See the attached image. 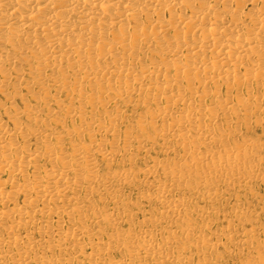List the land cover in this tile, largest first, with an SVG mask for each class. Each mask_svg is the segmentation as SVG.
Returning <instances> with one entry per match:
<instances>
[{
    "label": "bare ground",
    "instance_id": "1",
    "mask_svg": "<svg viewBox=\"0 0 264 264\" xmlns=\"http://www.w3.org/2000/svg\"><path fill=\"white\" fill-rule=\"evenodd\" d=\"M149 46L160 56L146 64ZM12 74L43 100L30 112L33 129L14 120L10 131L0 121V264H185L178 257L187 250L198 264H229L220 250L234 245L226 251L237 264H264L253 227L240 240L229 222L214 231L209 220L199 224L208 215L227 218L219 203L231 187L264 182L262 142L218 151L231 134L214 138L220 119L228 127L235 116L245 126L251 110L263 111L258 94L250 106L249 87L264 92V0H0L6 100ZM107 87L119 88L110 97L115 113L101 100ZM136 108L150 121H133ZM150 203L157 211L145 216ZM165 220L177 232L165 230L160 243L143 230ZM120 250L128 259L111 257Z\"/></svg>",
    "mask_w": 264,
    "mask_h": 264
},
{
    "label": "rangeland",
    "instance_id": "2",
    "mask_svg": "<svg viewBox=\"0 0 264 264\" xmlns=\"http://www.w3.org/2000/svg\"><path fill=\"white\" fill-rule=\"evenodd\" d=\"M244 3V2H242ZM250 9L251 7L249 5H245V13L249 14L250 13ZM177 13H179V10L177 11ZM168 18V15H166V19ZM243 21H246V18L242 19ZM142 22H144V18L141 20ZM184 31V30H183ZM186 31V30H185ZM131 32V30H130ZM173 31L170 32V36L172 37L173 35ZM109 39H111V37H109ZM151 48V52L152 54H154V56H151V54H149V52L147 53L148 55L146 56L145 59V63L148 64L149 61L152 58L155 59H159L160 56V48L156 47V46H149ZM145 48L144 46L140 47V50H143ZM247 67H251L250 63H247ZM241 72H244V70H242ZM25 79H27L26 77L24 78L23 82L21 83L19 81L18 76H16L15 74H12V80H11V89L7 92V100L5 99L4 94L0 93V121L2 122V124L4 126H6L8 128V130H12L13 129V122L14 120L17 122V124H20L23 128V130L28 131L29 129H33L35 128V125L32 121H30V117H33L30 112L32 110H35L37 107L35 106V98L39 99V101L43 100V93H41L37 87L33 88L32 90H28V87H26L25 83ZM132 80V79H130ZM130 80H126L123 79V83L124 84H130ZM71 83H74L71 80ZM116 86H118L117 84H115ZM132 87L134 89L137 90H141V84H136L131 83ZM86 86H88V84L86 83ZM255 84L251 83L250 85V92L252 94V98H251V103L250 106L255 105L258 102V99L256 98L258 95L262 96V102L260 103L262 110L263 111H259V112H255L254 110H251L249 117L246 119L245 118V126H241V125H237V121L235 116H232V119H230L231 121L229 122V126L227 127L226 125H224L225 120L220 119L219 123L222 125V128L218 129L217 131L214 132V138L218 139V140H222L223 137L221 136L222 133H230L231 137L236 134L235 139H232L231 137H228L226 139V141L222 144V146L218 147L217 150L220 151V149L226 148V149H235V147H237L238 145H241L243 143L244 140H255V141H260L262 142V144H264V92H260L257 93L255 90ZM49 87V86H47ZM127 85H124L122 88L126 89ZM51 88V87H50ZM49 90L51 94V96H57L56 93L54 92L55 90L53 88H51ZM119 89V88H116ZM113 89V90H116ZM199 90L201 88H198ZM112 89H110L109 87L105 88L106 93H104V95H102L101 100L106 104V109L110 110L112 113H115V108L114 105H112L110 103V97L113 98V91ZM209 90H213V86H210ZM202 91V90H200ZM263 91V89H262ZM246 91L243 89L239 95H242L243 98H247L248 95H246ZM258 94V95H256ZM225 95V91L224 89L221 90V96L222 98L226 99ZM50 96V97H51ZM59 100L62 101L64 104H67V97L66 94L64 92L58 94ZM259 97V96H258ZM143 101L146 103L149 101V99L147 98V92H145V95L143 97ZM157 98H155L153 100V102H155ZM162 104H164L166 102V100L164 98H161L160 101ZM209 102V101H207ZM234 102V101H233ZM236 104V103H234ZM233 104V105H234ZM217 106V105H215ZM27 107V109H26ZM123 107V106H122ZM32 108V109H29ZM113 108V109H112ZM52 109H54V111L57 110L56 107H52ZM27 110V113H26ZM40 111L41 113L45 114L46 113V106L43 103L40 107ZM124 111H127V114L131 113V108H126L124 109ZM175 110L172 109V112H174ZM135 115L132 118L133 121H136L137 119H139L140 117L144 116L145 120H147V122L150 121V116L149 113H145L144 108H136L134 111ZM128 117L130 115H127ZM206 116H208L206 114ZM242 120V118H241ZM260 120L259 123H257L256 121ZM146 122V123H147ZM145 123V124H146ZM146 127H148V125H146ZM211 149L215 150V147H211ZM183 152L181 150H179L178 155H182ZM149 157H152L154 159H158V160H162L164 157L160 152H151ZM139 167L143 168L144 167V163L140 162L139 163ZM99 169L103 172L105 170V164H100L99 165ZM3 177L8 178V175L3 174ZM239 184H236V186L231 187V189L228 190V192L226 191L224 196L222 197V200L220 201L219 205H220V211L226 213L227 218L225 220L219 222V220H216L217 217L215 216H205L203 218H201L199 220V224L201 225H206L205 227H208L210 224H213L211 226H209V228L213 231L214 230H218L221 227H225V225L227 226L229 223L231 224V228L234 231V234H240V237L237 236V238H241L240 240H245V236L241 235L242 233L246 231H249L251 229V227H253L256 231V236L258 237V239H260L262 242L264 241V182H259V181H252V184L250 187L245 186V187H238ZM144 192L143 190H140V192ZM141 192V193H142ZM175 197L178 198L177 194L175 195ZM131 201L135 200L136 198V191H133L132 195L130 196ZM93 202L96 204H99L97 202V198L94 197L93 198ZM106 205H108V202L105 203ZM197 205H199L200 207H203L204 209H208V211H210L211 206L209 204L205 205L204 203L200 202V203H196ZM144 211L146 210V213L144 212V215H147V211L148 213H153L156 212V205L154 203H150L147 206H144ZM239 209V213L237 214H232L231 211L232 209ZM157 209H159V207H157ZM160 211V210H159ZM212 211V210H211ZM211 213V212H210ZM138 217H142V214L137 215ZM208 217V218H207ZM197 218V214H193V218L195 219ZM211 218V219H210ZM210 224H209V221ZM212 220V221H211ZM224 221V222H223ZM165 223L161 226L158 225H154V226H149L147 228H144L143 230L146 232H151L156 241L158 243L162 241H164V239L167 236V231H176L177 232V225H170V221L169 220H165ZM217 222V223H216ZM222 222V223H221ZM229 222V223H228ZM219 227V228H216ZM174 227V228H173ZM93 228H96L95 225H93ZM154 228V230H153ZM165 228V229H164ZM152 229V230H151ZM158 229V230H157ZM137 230V228H136ZM167 230V231H165ZM161 232V233H160ZM163 232V233H162ZM163 234V235H162ZM242 236V237H241ZM163 239H162V238ZM161 239V240H160ZM238 239V240H239ZM84 243H87L86 240H84ZM243 247V246H242ZM235 248V249H234ZM176 247L173 248V250H175ZM226 249H230L231 251H236V249L238 250L237 247L234 246H230V247H223V250L221 249L220 251L223 254V258L226 260V262H228L229 264L232 263H238V257H236V255H234V257L232 256V258L230 257V254H227L228 252L226 251ZM122 250H120L121 252ZM124 251V250H123ZM122 251V252H123ZM226 251V252H225ZM120 252H115L111 257L114 260H121V257L128 259L127 258V252L124 251L123 254H121ZM175 252V251H174ZM190 251H182L181 254L179 255L180 257H178L179 259H181L183 262L185 261V264H189L190 261H193L192 264H198L196 254L194 255L193 258H191V254L189 253ZM230 252V251H229ZM188 253V254H187ZM165 254L166 255H170V250L169 249H165ZM46 257L49 256V258L51 259H57L60 257V255L58 254V252H56L55 254L53 253H48L45 255ZM126 256V257H125ZM38 257V256H36ZM35 257V258H36ZM173 257H175V254L173 253ZM17 258H15L16 260ZM185 259V260H184ZM188 259V260H187ZM189 261V262H188ZM140 264V261H138V259H136L135 264L137 263Z\"/></svg>",
    "mask_w": 264,
    "mask_h": 264
}]
</instances>
